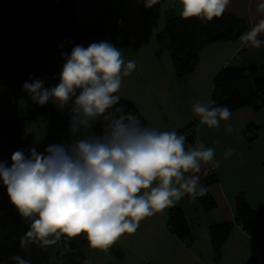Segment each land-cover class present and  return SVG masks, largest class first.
Returning a JSON list of instances; mask_svg holds the SVG:
<instances>
[{
  "label": "trees",
  "instance_id": "16d2710c",
  "mask_svg": "<svg viewBox=\"0 0 264 264\" xmlns=\"http://www.w3.org/2000/svg\"><path fill=\"white\" fill-rule=\"evenodd\" d=\"M212 2H200L187 14L168 18L156 41L170 56L174 75L183 79L196 68L200 51L209 44L236 41L246 28L238 18L212 15ZM118 14L112 9L97 13L90 24L74 21L72 0H0V104L23 96L30 99L29 116L0 120V264H90L82 247L95 233L85 234L83 224L67 234L50 230L57 212L50 204L53 180L42 184L32 172L35 162L25 121L39 117L78 118L89 129L94 145L88 151L87 180L102 185L118 176L122 190L171 168L176 158L196 142L194 126L154 140L133 104L116 95L100 44L104 35L120 36ZM264 44V38L259 41ZM264 65L222 68L213 80L208 114L217 109L233 112L264 107ZM255 128L245 129L253 134ZM250 136L248 141H252ZM152 145L154 147H152ZM264 177V163H262ZM217 182L207 175L194 197L204 211L215 204L207 186ZM64 188L63 190H65ZM234 223L252 234L263 222L242 193L234 199ZM169 230L192 241L181 209L167 215ZM233 223L209 229L212 251L219 259ZM81 228V229H80ZM88 231V230H87Z\"/></svg>",
  "mask_w": 264,
  "mask_h": 264
},
{
  "label": "crops",
  "instance_id": "0c3cea01",
  "mask_svg": "<svg viewBox=\"0 0 264 264\" xmlns=\"http://www.w3.org/2000/svg\"><path fill=\"white\" fill-rule=\"evenodd\" d=\"M206 1L212 2L210 14L232 15L246 30L236 41L204 47L195 70L178 79L156 35L168 18L190 13ZM72 6L78 25L92 23L105 9L123 17V33L103 51L114 92L133 104L152 138L159 141L190 126L196 130V142L174 166L123 191L118 176L98 185L87 180V167L79 178L73 167L69 169L66 181H73L72 189L80 180L88 192L83 220L71 232L81 223L86 227L82 232L95 233L83 245L84 258L90 264H264V119L257 115L260 110L250 107L208 114L213 80L222 68L264 65V52L260 64L255 58L264 49L259 43L264 38V0H72ZM40 118L25 121L28 137L29 126L35 130ZM51 119V124L59 120ZM248 124L259 128L250 134ZM34 135V147L43 150L38 131ZM205 173L217 179L206 188L215 204L210 211L194 197L204 185ZM240 193L263 218L252 234L234 223V199ZM173 208L185 214L190 243L168 228L167 215ZM221 223L233 227L216 259L209 229Z\"/></svg>",
  "mask_w": 264,
  "mask_h": 264
},
{
  "label": "rangeland",
  "instance_id": "374dc122",
  "mask_svg": "<svg viewBox=\"0 0 264 264\" xmlns=\"http://www.w3.org/2000/svg\"><path fill=\"white\" fill-rule=\"evenodd\" d=\"M261 51L255 57L259 64L264 49ZM260 76L264 77V72H261ZM29 103V97L23 96L18 100L9 99L0 104V120L7 119L12 114L29 116ZM257 115L264 119V107ZM55 118H59V120L53 124H51L53 121L51 117L40 118L39 124L34 126L35 130L31 128V125L29 126L32 157L35 160L32 172L40 185L43 182L40 178L41 174H46L48 177L46 182L53 180L52 185L46 191L48 193L53 190L50 207L57 212V217L52 222L50 230L67 234L71 232L76 223L83 220L88 195L87 189H82L85 184L80 180H76L75 188L72 189L74 183L72 180L70 183L66 181L67 173L73 167L78 174L77 178L81 176L80 174L86 170L88 151L93 147L94 141L89 129L83 127L78 118L67 116ZM36 130L42 140L43 150H36L33 145L34 139L36 140L34 135ZM152 147L154 146L152 145ZM7 174H10L8 169L0 171V177ZM64 188L66 189L63 190ZM55 264H64V261H58Z\"/></svg>",
  "mask_w": 264,
  "mask_h": 264
},
{
  "label": "built area",
  "instance_id": "2783aa9c",
  "mask_svg": "<svg viewBox=\"0 0 264 264\" xmlns=\"http://www.w3.org/2000/svg\"><path fill=\"white\" fill-rule=\"evenodd\" d=\"M125 25V21L122 16L118 15L116 19V26L123 29ZM114 43V36H111L109 34L104 35L103 39L101 40L100 44L102 47H108L111 46ZM208 173H205V176H207Z\"/></svg>",
  "mask_w": 264,
  "mask_h": 264
}]
</instances>
